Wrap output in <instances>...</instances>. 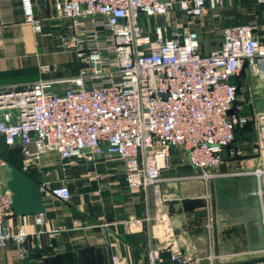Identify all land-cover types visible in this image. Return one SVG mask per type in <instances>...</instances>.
I'll return each mask as SVG.
<instances>
[{
  "label": "built area",
  "instance_id": "obj_1",
  "mask_svg": "<svg viewBox=\"0 0 264 264\" xmlns=\"http://www.w3.org/2000/svg\"><path fill=\"white\" fill-rule=\"evenodd\" d=\"M50 1L67 21L66 31L59 35L60 48L71 51L82 68L69 79L1 87L3 145L16 148L27 165L48 153L56 154L61 165L76 157H117L124 164L126 186L150 190L155 197L160 172L168 167L169 149L183 154L193 177L205 185L220 176L221 155L239 154L230 144L246 121L233 107L237 86L231 78L243 66L264 67V37L254 34V26L222 29L219 46L201 54L195 32L183 28L165 37L166 25H153L147 35L140 21L167 19L174 9L195 18L205 3L214 8L220 0ZM21 5L24 21L38 32L30 0H21ZM259 158L252 173L264 188V141ZM51 192L61 201L69 198L64 186ZM202 198L210 231V196L205 192ZM10 205L9 191H0V248L13 246L17 257L25 259L41 248L44 215L30 216L32 231L22 225L9 227L5 220L11 215ZM262 219L264 223V215ZM164 251L173 264L201 262L163 247L146 253L148 263L160 264ZM213 260L212 254L206 257L208 264ZM110 264L129 263L112 255Z\"/></svg>",
  "mask_w": 264,
  "mask_h": 264
},
{
  "label": "crops",
  "instance_id": "obj_2",
  "mask_svg": "<svg viewBox=\"0 0 264 264\" xmlns=\"http://www.w3.org/2000/svg\"><path fill=\"white\" fill-rule=\"evenodd\" d=\"M30 5L34 18L39 21L38 32H33L24 21L21 0H0V88L36 80L69 79L77 76L82 68L73 59L72 52L60 48L59 35L66 31L67 21L53 10L51 1L30 0ZM147 21H141L142 29ZM163 25H166L165 37L183 28L195 32L199 52L206 54L219 46L224 28L251 25L255 28L254 34L263 38L264 0H220V5L214 8L205 3L200 16L195 18L174 9ZM70 64L74 65L73 71L67 74ZM42 67L47 71L42 72ZM231 82L237 86V95L244 92L246 111L252 116H264V67L244 66ZM237 104L236 100L233 107ZM258 125L255 124L254 133L245 127L241 133L243 138L235 139L231 147L238 155L256 160L257 166L264 141V125ZM221 157L222 162L233 163L227 160L225 151ZM167 164L160 172L155 197L150 190H132L126 186L124 164L117 157L83 156L61 165L56 154L43 155L32 175L39 186L44 215L39 227L43 232L39 238L41 248L32 250L25 259L17 257L13 246L0 248V264H110L112 255L126 258L129 264H149L146 253L163 247L185 258H199V264H208L209 254L214 256L212 264L248 261L263 264L264 213L258 200L255 199V212L248 219L250 226L244 223L241 229L236 225L226 226L221 230L222 235L211 238L205 226L202 197L205 192L210 196V190L223 179L211 180L205 185L193 177L183 154L176 149L168 150ZM231 176L236 182L229 185L237 196H242L239 186L252 180ZM62 186L68 191L67 201L52 195L53 189ZM31 220L30 216L11 214L5 224L22 225L32 231ZM249 239H253L252 244ZM210 242L215 244L214 252ZM168 255L167 251L160 254V264H173Z\"/></svg>",
  "mask_w": 264,
  "mask_h": 264
},
{
  "label": "rangeland",
  "instance_id": "obj_3",
  "mask_svg": "<svg viewBox=\"0 0 264 264\" xmlns=\"http://www.w3.org/2000/svg\"><path fill=\"white\" fill-rule=\"evenodd\" d=\"M142 20L146 21L147 19L142 18L141 21ZM141 21H140V25H141ZM166 21H168V18L165 19L164 17L148 19L147 22L149 23L147 25L145 24V26L142 29V33L149 35L153 25H163L166 23ZM73 66H74L73 64L67 66L66 69L67 74L73 71L72 69ZM243 93H240L239 95L236 94L238 101L237 107L239 109L238 112L242 117L246 119L244 125L238 128L235 133V139L238 138L240 140L243 138L241 133L245 127L248 130H250L251 133H254L253 129L256 131L255 124L264 125V116L261 115L252 116L246 111L245 109L246 100L242 99ZM1 150L2 149L0 148V160L3 161L4 165H0V191L5 192L8 191L5 182L9 178V167L6 165L5 161L2 160V158H5L6 155ZM225 153L228 158L227 160H231L233 161V163L230 162L228 164V162L226 163L222 162V164L218 167V171H217L220 174V176L212 179V180L215 179H223V180L221 181L219 180L220 185L214 186V190H212L213 192L210 190L211 197L209 198L210 199L209 205L213 215V224L211 226L209 233L211 238L215 237V235L218 236L222 235L221 230L225 229L226 226L228 227L230 225H236V227H240V229L243 226V223L244 225H247V227L250 226V221L248 219H250L253 213L255 212V207L257 205L255 199L258 200L261 211H263L264 213V188L261 182H259L261 181V179L257 180L256 176L252 173L255 169L259 167V165L258 166L256 165L257 161L256 160L250 161L249 160L250 158L248 159L242 157V155L229 156L227 151H225ZM253 158L254 157H252L251 159ZM246 160L249 161L245 163L244 161ZM15 161H16L15 164L21 170L20 172L22 173L25 172L30 174L35 172L37 163L27 165L26 163H22L21 157L20 160H17L15 158ZM231 175L239 176V178L241 176H245V178L252 180V182L250 181L249 184L244 183L243 185L239 186L242 189V193H243L242 196H237L234 192L233 187L229 185L230 183L236 182L235 179H231L232 177ZM214 183H217V181ZM212 193H214V195H211ZM246 231L248 233V230ZM249 241L251 244L253 243V239H249ZM209 246L211 248V252H214L216 248L215 244L213 242H210ZM203 264H205V262H203Z\"/></svg>",
  "mask_w": 264,
  "mask_h": 264
},
{
  "label": "water",
  "instance_id": "obj_4",
  "mask_svg": "<svg viewBox=\"0 0 264 264\" xmlns=\"http://www.w3.org/2000/svg\"><path fill=\"white\" fill-rule=\"evenodd\" d=\"M5 184L10 193L13 216H31L43 212L39 186L31 178L10 167Z\"/></svg>",
  "mask_w": 264,
  "mask_h": 264
},
{
  "label": "trees",
  "instance_id": "obj_5",
  "mask_svg": "<svg viewBox=\"0 0 264 264\" xmlns=\"http://www.w3.org/2000/svg\"><path fill=\"white\" fill-rule=\"evenodd\" d=\"M244 67V66H243ZM242 67V68H243ZM242 68H241V70H242ZM240 70V71H241ZM236 131H237V129L235 130V133H236ZM234 133V134H235ZM235 141V136H234V138H233V141H232V143L230 144V147H232V144H233V142ZM0 148L2 149L1 151H3L4 153H5V158H2V160H4L5 161V163H6V165L10 168V167H13V168H15V169H17L18 171H21L20 170V168L15 164V158L17 159V160H20V154H19V151L16 149V148H10V147H6V146H4L3 145V143L0 141ZM17 157H19V158H17ZM24 174L26 175V176H28L29 178H31L32 180H33V176L32 175H35L34 173H32V174H30V173H25L24 172ZM34 181V180H33ZM253 262H256V261H248V262H246V263H242V264H251V263H253Z\"/></svg>",
  "mask_w": 264,
  "mask_h": 264
}]
</instances>
